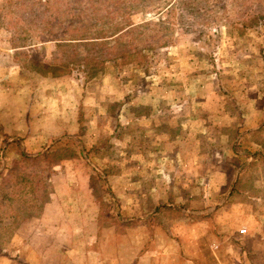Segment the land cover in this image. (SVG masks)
Masks as SVG:
<instances>
[{
  "label": "rangeland",
  "instance_id": "rangeland-1",
  "mask_svg": "<svg viewBox=\"0 0 264 264\" xmlns=\"http://www.w3.org/2000/svg\"><path fill=\"white\" fill-rule=\"evenodd\" d=\"M0 264H264V0H0Z\"/></svg>",
  "mask_w": 264,
  "mask_h": 264
},
{
  "label": "trees",
  "instance_id": "trees-1",
  "mask_svg": "<svg viewBox=\"0 0 264 264\" xmlns=\"http://www.w3.org/2000/svg\"><path fill=\"white\" fill-rule=\"evenodd\" d=\"M121 29H117L116 32H120ZM115 32V33H116ZM88 37H77L75 39H78V42H94L91 41V39H87L88 41H82L83 39H86ZM95 38H98V36H96ZM74 38H71V40L69 39L68 41H74ZM90 40V41H89ZM70 43H74V42H70ZM92 44V43H90ZM57 45H61V44H57ZM33 64H37V63H33ZM72 63H69V65ZM37 69V72H41V74L43 76H58L61 73H64L66 70L70 69V67L68 68H61L60 65L58 63H53V64H47V63H42V64H38V66L35 68Z\"/></svg>",
  "mask_w": 264,
  "mask_h": 264
},
{
  "label": "built area",
  "instance_id": "built-area-1",
  "mask_svg": "<svg viewBox=\"0 0 264 264\" xmlns=\"http://www.w3.org/2000/svg\"><path fill=\"white\" fill-rule=\"evenodd\" d=\"M244 231V229H239V232L241 233V232H243Z\"/></svg>",
  "mask_w": 264,
  "mask_h": 264
}]
</instances>
